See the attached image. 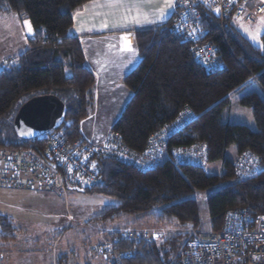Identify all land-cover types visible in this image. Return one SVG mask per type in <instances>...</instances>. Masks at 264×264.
Here are the masks:
<instances>
[{
	"label": "trees",
	"instance_id": "trees-1",
	"mask_svg": "<svg viewBox=\"0 0 264 264\" xmlns=\"http://www.w3.org/2000/svg\"><path fill=\"white\" fill-rule=\"evenodd\" d=\"M90 1L0 0L1 16L26 19L32 30L24 50L7 59V68L0 66V148L43 153L46 136L22 140L12 126L20 106L38 95H55L66 105L65 122L56 132L69 143L83 140L79 123L91 114L95 78L86 67L72 24L75 12ZM200 17L205 40L219 48L221 66L206 71L194 59L190 44L171 33V18L165 24L136 29L140 61L122 79L131 98L110 134L141 152L150 137L172 125L183 110H190L192 119L168 135L163 159L152 170L98 159L99 182L83 190L117 202L102 209L94 219L98 223L157 209L160 220L176 223L183 233L162 244L135 233L128 234L134 236L131 239L118 236L112 243L114 252L129 254L108 259L107 264H175L187 241L201 233L196 195L205 198L211 233L220 230L229 210L264 215V49L242 35L232 22L237 18L220 20L205 7ZM261 40L264 45V35ZM251 81L259 90L244 92L239 103L250 109L254 130L223 118L230 98ZM231 145L236 150L234 161L225 154ZM194 146L206 151L203 166L174 163L172 149ZM243 153L249 154V166L255 165L256 172L242 178L237 161ZM214 162L222 164V171L207 173L206 164ZM14 230L11 218L0 215V239L8 241ZM135 236L140 237L138 242Z\"/></svg>",
	"mask_w": 264,
	"mask_h": 264
},
{
	"label": "built area",
	"instance_id": "built-area-1",
	"mask_svg": "<svg viewBox=\"0 0 264 264\" xmlns=\"http://www.w3.org/2000/svg\"><path fill=\"white\" fill-rule=\"evenodd\" d=\"M174 1L170 31L190 44L194 59L208 72L218 69L221 62L219 48L205 40L206 33L200 28V9L210 8L220 20L232 16L248 23H253L255 16L264 13V5L256 0ZM216 8H219V14L214 11ZM3 67L7 68L8 64ZM192 117L190 110H183L172 125L153 134L147 148L141 152L125 147L117 134H110L102 144H91L84 140L69 143L54 131L45 135L47 145L41 155L27 150L0 148L2 163L13 162L17 167L11 180L1 176V183L4 187H10L8 184L11 183L20 189L43 188L56 192L58 196L66 199L68 189H90L99 182L96 166L98 159H112L141 171L152 170L163 159L168 135L187 124ZM198 147L172 149L174 163L203 166L206 163V151ZM237 163L238 174L242 178L256 172L255 165L249 166L248 153L240 155ZM13 165L11 169L14 168ZM30 165L36 166L37 169L31 168ZM11 169L6 168L3 175H6V172L9 174ZM30 170L33 172L30 173ZM18 175H22L23 178L18 179ZM28 175L31 176L30 179ZM262 217L264 215L253 214L247 209L229 210L224 215L220 230L210 234H199L189 239L179 252L175 264H264ZM123 237L131 239L134 236L125 234ZM139 239V236H135L136 242ZM96 249L108 259L125 255L124 253L117 255L112 244H101L96 246Z\"/></svg>",
	"mask_w": 264,
	"mask_h": 264
},
{
	"label": "rangeland",
	"instance_id": "rangeland-1",
	"mask_svg": "<svg viewBox=\"0 0 264 264\" xmlns=\"http://www.w3.org/2000/svg\"><path fill=\"white\" fill-rule=\"evenodd\" d=\"M157 5L158 3L149 1L147 8ZM172 12L173 8L171 9ZM15 18V21L11 23L7 21L8 18L3 19L0 15V64L3 63L1 66L5 65L7 58L19 52L21 46L23 47L27 43V38L32 33V31L29 33L24 26L26 19L19 21L18 18ZM238 20L234 19L233 24L245 33L246 39L251 44L261 48L264 24L259 25L255 21L247 24ZM18 21L19 26L13 24L15 22L18 24ZM249 32L252 34L251 36ZM253 36L256 37V42L253 41ZM251 90H259L253 81L230 98L229 105L224 111L223 118L226 122L244 124L254 130L255 125L250 109L241 106L239 103L241 95ZM88 142L91 144L103 143ZM235 151L234 145H231L225 152L226 158L234 161ZM13 164L15 163L3 164L0 159V170H2L0 171V215L10 216L15 225H13L15 230L12 237L10 236L8 241L4 242L7 248L3 250L4 255L9 258L6 261L7 264H51L52 251H54V264L56 260L57 264H89V260L94 264H102L106 257L96 249V246L103 243L112 244L117 241L118 236L135 233L148 237V240L156 244H162L166 239L183 233V230L176 223L160 220L156 214L157 209L134 217L116 219L104 224L98 223L94 219L100 215L102 209L117 203L114 199L100 194L68 191L67 198L63 199L56 192H31L35 190L47 191L43 188L20 189L11 183L8 184L10 187H4L1 183V176L11 180L15 172L14 169L17 168ZM12 165L14 168L11 169ZM30 167L37 169L36 166L30 165ZM6 168L11 170L9 174L6 172V175H3ZM205 169L207 173H220L222 164L220 162L207 163ZM31 172L33 171L30 170ZM30 177L28 175V179ZM17 178L21 179L23 176L18 175ZM195 197L198 201L200 234H210L211 227L205 198L200 195ZM14 235L20 240L17 239L14 242ZM157 237L159 238L157 239ZM21 240L24 241L21 242ZM123 253L129 254L128 251H123ZM85 254L90 256L89 260L85 259Z\"/></svg>",
	"mask_w": 264,
	"mask_h": 264
},
{
	"label": "crops",
	"instance_id": "crops-1",
	"mask_svg": "<svg viewBox=\"0 0 264 264\" xmlns=\"http://www.w3.org/2000/svg\"><path fill=\"white\" fill-rule=\"evenodd\" d=\"M149 1L156 2L158 5L147 8ZM256 1L264 5V0ZM161 9L165 11L163 18L159 14ZM171 9L167 7L166 0H92L75 12L72 32L79 39L86 67L95 78L91 114L79 123V131L83 140L98 143L103 142L108 137L112 125L119 118L131 98V92L123 85L122 79L140 61L134 43V31L167 23L172 15ZM2 17L3 19L8 18L7 21L11 23L15 21L12 17ZM133 17L138 18L141 23H135ZM145 17L149 21H154V23L146 22ZM239 20L247 23L242 19ZM254 21L259 25L264 24V13L255 16ZM13 24L19 26V22ZM238 30L246 37L241 29ZM122 37L125 39H122ZM129 42L133 51L126 50V45ZM24 47L25 44L23 47L21 46L19 52L13 54L10 58L19 55ZM31 192L55 193L42 190ZM7 217L11 218L10 216ZM11 221L13 223L12 218ZM17 239L20 240L14 235L13 241L15 242ZM0 249V264H7L6 261L9 258L4 255L3 250L7 248L2 239H0ZM53 253L54 251L51 253V264H54ZM89 257L88 254H85L86 260H89ZM104 259L102 264H107L109 262L108 258ZM89 262V264H94L91 260ZM55 264H57V260Z\"/></svg>",
	"mask_w": 264,
	"mask_h": 264
},
{
	"label": "water",
	"instance_id": "water-1",
	"mask_svg": "<svg viewBox=\"0 0 264 264\" xmlns=\"http://www.w3.org/2000/svg\"><path fill=\"white\" fill-rule=\"evenodd\" d=\"M66 105L55 95L35 96L18 109L12 126L14 134L22 140H34L58 130L65 122ZM84 193L80 189H68Z\"/></svg>",
	"mask_w": 264,
	"mask_h": 264
},
{
	"label": "snow or ice",
	"instance_id": "snow-or-ice-1",
	"mask_svg": "<svg viewBox=\"0 0 264 264\" xmlns=\"http://www.w3.org/2000/svg\"><path fill=\"white\" fill-rule=\"evenodd\" d=\"M166 4H167V7H168L169 9H171V8L174 7L173 0H166ZM214 11H215L217 14H219V11H220V10H219V8H216V9H214ZM159 14H160V17L163 18V16L165 15V11H164L163 9H161L160 12H159ZM133 20H134L135 23H137V24H140V23H141V21H140L138 18H136V17H133ZM145 20H146V22L154 23V21H149V20H147V17H145ZM24 26H25V28L28 30V32L31 33L32 30H31V24H30V22L27 21V20H25V21H24ZM245 31H248V30L245 29ZM249 35L251 36L252 34L249 32ZM122 39H125V38L122 37ZM252 39H253L254 42H256V37L253 36ZM261 48L264 49V45H261ZM126 50H128V51H133L130 42L126 45ZM93 167H95V165H93ZM261 219H264V217H262ZM189 227H190V226H189ZM158 238H159V237H157V239H158Z\"/></svg>",
	"mask_w": 264,
	"mask_h": 264
},
{
	"label": "clouds",
	"instance_id": "clouds-1",
	"mask_svg": "<svg viewBox=\"0 0 264 264\" xmlns=\"http://www.w3.org/2000/svg\"><path fill=\"white\" fill-rule=\"evenodd\" d=\"M81 190V189H80Z\"/></svg>",
	"mask_w": 264,
	"mask_h": 264
}]
</instances>
